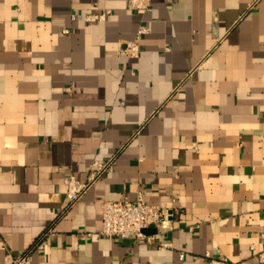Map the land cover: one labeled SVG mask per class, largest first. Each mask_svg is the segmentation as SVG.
<instances>
[{
    "label": "crops",
    "instance_id": "obj_1",
    "mask_svg": "<svg viewBox=\"0 0 264 264\" xmlns=\"http://www.w3.org/2000/svg\"><path fill=\"white\" fill-rule=\"evenodd\" d=\"M127 2L0 0V264H264V0ZM139 193L168 222L100 235Z\"/></svg>",
    "mask_w": 264,
    "mask_h": 264
},
{
    "label": "built area",
    "instance_id": "obj_2",
    "mask_svg": "<svg viewBox=\"0 0 264 264\" xmlns=\"http://www.w3.org/2000/svg\"><path fill=\"white\" fill-rule=\"evenodd\" d=\"M127 8L135 12H145L151 8V0H128ZM109 10H93L83 15L85 22L104 21L109 15ZM146 28L137 30L134 40L124 42L123 51L128 56H137L140 51L139 40L146 33ZM105 164L94 162L88 172L86 180L81 181L73 174H68L65 179V203L62 210L71 207L94 182ZM101 228L99 234L105 237L116 238H145L144 230L150 226H163L168 222L171 211L167 207H161L144 201L141 193L135 199L103 200L100 203ZM50 231V228L47 232ZM45 232V234L47 233ZM261 241L264 243V232H261ZM42 246L40 238L35 240L23 253L15 256L11 264H25L30 257L33 248ZM209 255V254H205ZM183 257V254H180ZM259 258H264V251L259 252ZM211 262H208L210 264Z\"/></svg>",
    "mask_w": 264,
    "mask_h": 264
}]
</instances>
